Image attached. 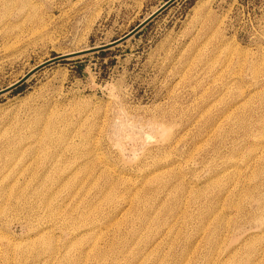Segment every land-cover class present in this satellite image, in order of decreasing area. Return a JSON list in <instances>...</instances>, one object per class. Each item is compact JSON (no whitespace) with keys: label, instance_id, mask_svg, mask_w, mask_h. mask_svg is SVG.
<instances>
[{"label":"rangeland","instance_id":"374dc122","mask_svg":"<svg viewBox=\"0 0 264 264\" xmlns=\"http://www.w3.org/2000/svg\"><path fill=\"white\" fill-rule=\"evenodd\" d=\"M169 0H0V92ZM0 264H264V0H175L0 95Z\"/></svg>","mask_w":264,"mask_h":264},{"label":"water","instance_id":"95a60500","mask_svg":"<svg viewBox=\"0 0 264 264\" xmlns=\"http://www.w3.org/2000/svg\"><path fill=\"white\" fill-rule=\"evenodd\" d=\"M175 0H169L167 3H165L161 8H159L156 12H154L150 17H148L145 21H143L137 28H135L133 31H131L128 35H126L125 37L119 39L118 41L111 43L108 46H104L101 48H97L95 50H87L84 52H79V53H75V54H71V55H65V56H60L57 58H54L52 60H49L48 62L42 64L41 66H39L38 68H36L35 70H33L31 73H29L25 78H23L21 81H19L17 84L11 86L10 88L0 92V95L8 93L14 89H16L18 86H20L29 76H31L34 72L38 71L39 69L48 66L50 64L56 63V62H60L72 57H78V56H82V55H86V54H90L93 52H98V51H104L113 47L118 46L119 44L125 42L126 40H128L129 38H131L133 35H135L139 30H141L143 27H145L148 23H150L154 18H156L160 13H162L165 9H167Z\"/></svg>","mask_w":264,"mask_h":264}]
</instances>
